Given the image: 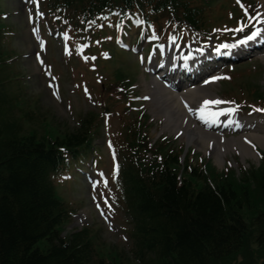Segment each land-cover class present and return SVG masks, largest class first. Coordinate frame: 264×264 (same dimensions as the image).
<instances>
[{
	"label": "trees",
	"instance_id": "16d2710c",
	"mask_svg": "<svg viewBox=\"0 0 264 264\" xmlns=\"http://www.w3.org/2000/svg\"><path fill=\"white\" fill-rule=\"evenodd\" d=\"M43 1L45 21L80 40L90 36L85 31L90 20L100 25L92 30L95 36H109L105 21L115 15L123 20L143 13V20L149 16L159 27L185 23L201 34L217 19L237 20L221 6V17L206 16L215 0ZM8 33L0 9V264H264V153L247 170L219 171L201 158L192 165L189 152L181 160L183 148L167 140L149 147L142 126L133 123L122 130L127 152L118 171L128 250L104 241L93 225L61 235L72 209L55 182L88 155L100 115L80 113L77 127L64 133L42 117L41 132L27 126L38 114L16 80L15 52L4 44ZM111 74L104 105L114 104L115 90L125 95L131 85L121 68ZM13 82L14 92L7 95L3 89ZM239 85L248 101L264 108L262 86L251 79Z\"/></svg>",
	"mask_w": 264,
	"mask_h": 264
},
{
	"label": "rangeland",
	"instance_id": "374dc122",
	"mask_svg": "<svg viewBox=\"0 0 264 264\" xmlns=\"http://www.w3.org/2000/svg\"><path fill=\"white\" fill-rule=\"evenodd\" d=\"M235 1L237 2V0ZM252 1L255 4L251 7V10L248 8L250 12L244 15L240 30H232L228 27L217 28V26L221 27L223 25L217 19L222 16V9L218 10V3L223 4L226 15L230 8H233L238 15L242 12V10L236 9L234 0H217L212 4L210 10H204L206 16L217 19L213 24L215 28H212V32L206 35L208 43L215 48L226 42L237 40L242 35H248L255 27L252 24L263 20L260 19L263 16L261 13L264 11L262 1ZM238 4L242 5L241 2ZM0 8L2 9L1 12L7 14V22L13 26V29L9 27L12 31L6 37L5 46L8 50L10 48L15 52L14 70L18 73L19 80L24 86V96L34 103L38 114V118L34 119L33 124L27 126L36 128L38 132H41V124L39 123L41 117L50 120L62 133L74 130L77 127V118L80 113L100 112L98 99H100L102 105L105 102L100 87L112 77L111 71L113 69L122 67L124 71L129 70L134 73L135 80L128 90L130 94L128 100L131 102H124L127 107L126 113L123 115L117 113L106 114L101 120L100 134L93 142L96 149L94 148V153L83 165V168L87 169L85 172H88L89 178L78 173L74 179L68 180L66 177V180L58 185L59 194L65 197L72 208L75 209L70 223L62 231V235L69 234L72 230L89 224L100 230V235L104 241L127 251V234L125 235L123 231L125 215L120 211L115 200L119 193L117 174L114 171L118 163L115 155L118 148L116 139L119 137L120 124L134 118L140 120L142 116L140 110H145L149 115V123L146 129L152 139L151 143L153 140H159L162 136L168 137L174 146L185 147V150L190 153L188 161L192 165L195 164L199 155L204 160H209L218 170H222L225 166H230L235 170L242 166L247 170L252 165L257 166L259 164L260 159L255 149L257 147L261 152H264V149L257 143H253L255 149L251 147V154L244 159L241 157L238 146L234 145L232 148L226 146L221 152L222 156L220 155L219 160L216 162L213 153L206 154L203 152V147L182 138L181 134L173 133L172 128H163L164 122L156 118L152 112V103L148 99H144L142 95L144 85L151 84L150 78L152 77L144 69V64H148L146 62L152 57L151 55L148 60L146 59V54H148L154 38L151 36L150 29L144 30V33L140 34L134 19H131L128 23L126 33L121 40L131 48L135 47L138 50L137 54L117 48L118 45L116 41L114 42V36H118V29H116L118 18L116 16L108 21V26L113 34L109 32L107 27L109 37L101 36L105 38L102 42L103 45L100 44V41H93L88 48L87 45H84L70 48L67 52V47L64 46L61 39L63 37L51 26L44 24L42 21L43 14L39 12L40 9L38 10V6L33 0H29V2L0 0ZM92 25L94 23L89 25L90 29ZM164 26L165 34L160 37L162 45L168 44L170 38L180 40L183 42V46L186 47L195 46L201 42L189 27L180 26L176 30L166 33L169 27ZM163 38H168V40L165 41ZM41 40L45 42L44 46H40ZM121 40L119 39L117 42ZM75 43L72 45L74 46ZM162 45L154 47L155 54H160L157 50ZM106 46L114 50V57L110 60L106 59V54H101L102 49ZM89 51H92L96 58L90 56ZM142 51H144V57L141 54ZM262 55L263 53H260L246 61L233 64L234 71H229L231 70L229 65L218 68L215 75L219 78L214 82L211 89L212 98L223 101L225 100L226 90L232 89L234 92H230L229 97L240 103L238 100L246 96V90L244 87H240L239 84L233 83V79L238 78L240 75L243 79L249 78L253 83L264 88V60ZM95 67L99 68L98 72ZM7 72L9 71L6 70L3 74ZM226 75L227 80H225ZM198 85L199 83L195 84L194 87ZM3 91L8 95L14 91V87L11 84L9 88L5 87ZM238 103H227L236 107L235 114H232L236 115L237 118L247 117L246 119L251 120L264 118V115L258 112H248L246 108L243 109V107H246L244 102L243 107ZM249 132L254 131L247 129L241 132L224 131L217 133L220 135L221 142L225 144L228 140L237 139L242 133L248 134ZM246 145L250 147L249 144Z\"/></svg>",
	"mask_w": 264,
	"mask_h": 264
},
{
	"label": "bare ground",
	"instance_id": "6f19581e",
	"mask_svg": "<svg viewBox=\"0 0 264 264\" xmlns=\"http://www.w3.org/2000/svg\"><path fill=\"white\" fill-rule=\"evenodd\" d=\"M261 1L264 7V0ZM261 15L264 17V11ZM159 51L162 57L156 62L168 65L170 68L182 67V65H170L169 57H165V52H172V47L170 45L161 48ZM183 54H186V52ZM176 55H178V52H175L172 56ZM262 58L264 60V53ZM192 61L199 62L196 59H193V57ZM147 68L146 64L145 69ZM194 71L195 70L193 69H188L187 72ZM211 78H206L196 87L191 85L177 94L167 89L158 90L154 81L150 80L151 84L144 85L142 95L152 103V112L156 118L164 122V129L172 128L173 133L176 132L177 134H181L182 138H186L188 141H192L194 144L203 147L202 149L204 153H213L212 155L216 162L219 160L220 155L222 156L221 152H223V149L226 146L231 148L232 146L234 147V145L238 146L243 159L251 154L250 147L246 145L250 144L249 141H251V143H257V145L264 149V122L261 120H258L255 123H250L248 120H238L237 118L235 119L236 121H233L232 117L227 116L230 120L229 122H240L241 126H239V130L252 129L254 132H249L248 134L242 133L239 138L228 140L224 144L221 142V138L213 132V128L211 127L215 123L216 116L214 118L210 117L207 120H202L200 118V113L196 111V109L200 107V104L204 99H213L211 89L217 79L212 80ZM223 105L220 103L216 105H209L207 107L209 112H216L225 115L222 111H226V109L230 106H227L226 104ZM222 118H224V116H222ZM228 118H224V120ZM259 121L261 123H259ZM223 123L228 124L225 121H223ZM196 124H200L201 126L197 127ZM235 128L238 127L235 126Z\"/></svg>",
	"mask_w": 264,
	"mask_h": 264
},
{
	"label": "snow or ice",
	"instance_id": "6c2138e0",
	"mask_svg": "<svg viewBox=\"0 0 264 264\" xmlns=\"http://www.w3.org/2000/svg\"><path fill=\"white\" fill-rule=\"evenodd\" d=\"M237 2L239 3L240 0H237ZM243 7V5H241ZM245 11H247V9H245ZM257 15H259V13H257ZM242 30V29H241ZM259 32V29L257 30H254V31H251V33L249 35H246L243 39V41H240V43H244V42H247L248 40H251L253 39L257 33ZM235 45H227V44H223V45H220L216 51H219L220 48H227V47H234ZM219 77H216V76H213L211 79L212 80H216L218 79ZM207 83V81H206ZM222 103V101H220L219 99H212V100H209V99H204L202 101V103L200 104V107L198 109H196V111H198L200 113V118L202 120H207L208 118H214L216 115H218V113L216 112H209L208 110V107L209 105H216V104H220ZM234 103V102H232ZM260 111H264V109H259ZM229 111H231V109H229ZM249 143H251V141H249Z\"/></svg>",
	"mask_w": 264,
	"mask_h": 264
}]
</instances>
